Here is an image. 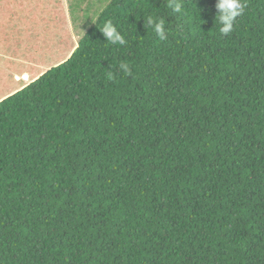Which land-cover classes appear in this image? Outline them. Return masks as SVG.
Wrapping results in <instances>:
<instances>
[{"label": "trees", "instance_id": "16d2710c", "mask_svg": "<svg viewBox=\"0 0 264 264\" xmlns=\"http://www.w3.org/2000/svg\"><path fill=\"white\" fill-rule=\"evenodd\" d=\"M176 2L111 0L0 102V264H264V0L228 35L217 0Z\"/></svg>", "mask_w": 264, "mask_h": 264}, {"label": "rangeland", "instance_id": "374dc122", "mask_svg": "<svg viewBox=\"0 0 264 264\" xmlns=\"http://www.w3.org/2000/svg\"><path fill=\"white\" fill-rule=\"evenodd\" d=\"M25 1L26 6L20 7L17 20H14V14L13 20L6 18V22H0V102L53 66L66 61L76 49L80 37L95 24L111 2L52 0L49 5V0H44L43 2L51 8L55 6L54 11H60L58 14L61 27L56 29V21L53 22L51 15L46 12H41L40 18L32 20L30 7L33 5L30 0ZM57 1L60 5H55ZM15 4L9 7L0 6V21L10 12H16L14 8L18 6ZM34 7L36 9V5ZM23 75H26V78Z\"/></svg>", "mask_w": 264, "mask_h": 264}, {"label": "clouds", "instance_id": "9594fccd", "mask_svg": "<svg viewBox=\"0 0 264 264\" xmlns=\"http://www.w3.org/2000/svg\"><path fill=\"white\" fill-rule=\"evenodd\" d=\"M169 7H171V0H169ZM244 7L245 5L241 0H217V15L215 16V19L218 18L219 23L221 24L219 29L221 34L228 35L234 30V24L237 18L242 15ZM183 8L184 4L182 0H177L175 3V11L177 13H182ZM148 24L153 27V30L158 35L159 39H166L163 21H158L157 19L149 17ZM100 31L106 41L110 44L124 45L126 43L123 34L118 31L117 26H114L111 22L106 21ZM120 67L125 74H131L128 64L123 63Z\"/></svg>", "mask_w": 264, "mask_h": 264}, {"label": "bare ground", "instance_id": "6f19581e", "mask_svg": "<svg viewBox=\"0 0 264 264\" xmlns=\"http://www.w3.org/2000/svg\"><path fill=\"white\" fill-rule=\"evenodd\" d=\"M23 77H25V78H26V75H23Z\"/></svg>", "mask_w": 264, "mask_h": 264}]
</instances>
